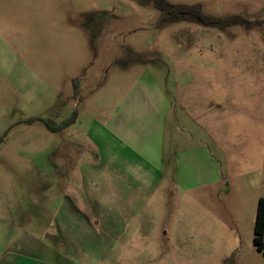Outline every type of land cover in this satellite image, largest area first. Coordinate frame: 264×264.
<instances>
[{
  "label": "rangeland",
  "instance_id": "rangeland-1",
  "mask_svg": "<svg viewBox=\"0 0 264 264\" xmlns=\"http://www.w3.org/2000/svg\"><path fill=\"white\" fill-rule=\"evenodd\" d=\"M260 198L264 0H0V264H264Z\"/></svg>",
  "mask_w": 264,
  "mask_h": 264
},
{
  "label": "trees",
  "instance_id": "trees-1",
  "mask_svg": "<svg viewBox=\"0 0 264 264\" xmlns=\"http://www.w3.org/2000/svg\"><path fill=\"white\" fill-rule=\"evenodd\" d=\"M159 11L163 13H174V18L169 20L168 18L165 20L166 25H170L173 23L187 22L198 24L207 28H214L220 32H224L229 28L242 26L245 23L244 19L238 16H226V17H212V16H201L200 14L189 13L186 6H178L177 8H173L171 6L163 5L162 7H158ZM177 12V13H176ZM254 238L253 243L256 247V250L260 252L264 257V198H260L257 203L256 214H255V224H254Z\"/></svg>",
  "mask_w": 264,
  "mask_h": 264
},
{
  "label": "crops",
  "instance_id": "crops-1",
  "mask_svg": "<svg viewBox=\"0 0 264 264\" xmlns=\"http://www.w3.org/2000/svg\"><path fill=\"white\" fill-rule=\"evenodd\" d=\"M12 263V262H11Z\"/></svg>",
  "mask_w": 264,
  "mask_h": 264
}]
</instances>
